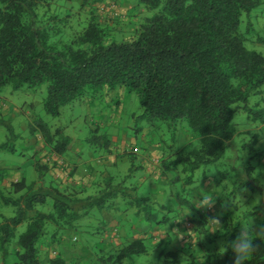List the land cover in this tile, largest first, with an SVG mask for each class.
Here are the masks:
<instances>
[{
  "label": "trees",
  "instance_id": "trees-1",
  "mask_svg": "<svg viewBox=\"0 0 264 264\" xmlns=\"http://www.w3.org/2000/svg\"><path fill=\"white\" fill-rule=\"evenodd\" d=\"M138 2L154 14L142 20L133 37L116 41L94 15L65 40L68 17L56 14L46 20L47 0H0V90L7 85L14 90L46 87L45 110L54 117L61 116L63 107L106 87L121 86L138 94L143 121L185 124L197 136L196 143L189 144L190 151L180 150L161 162L162 173H173L171 184L181 183L184 191L196 184L199 170L226 157L240 134L235 122L240 111L253 123L264 124V97L253 101V97L263 96L264 55L246 46L249 33L251 37L255 32L252 13L264 0ZM244 17L247 25L242 30ZM30 132L41 134L50 154L63 157L68 153L72 139L62 128L54 130L37 120L30 125ZM250 134L252 138L244 146L253 157L262 158L263 151L256 149L259 136L255 131ZM48 169L38 165L37 181H15L8 190L18 197L4 196L5 204L16 212L0 225V251L9 253L15 241V264H79L43 250L47 237L55 242L65 231L95 229L92 222L106 212L142 215L152 226L162 228L177 219L181 208L198 216L194 220L195 242L172 250L160 247L158 264H232L231 250L221 256V249L239 234L240 223L260 217L255 209L243 213L234 224L221 218L223 241L213 237L206 241L211 219L186 197L175 196L180 209L172 212L166 204L129 190L126 178L117 184L115 178L106 180L105 187L94 195H83L81 189H61L52 181L36 189L45 182ZM226 186L222 183L224 197L230 199L234 195ZM259 220L261 231L264 213ZM25 222L26 231L17 235ZM154 237L98 251L96 264H125L127 259L148 255ZM255 243L260 249L251 264H264V243Z\"/></svg>",
  "mask_w": 264,
  "mask_h": 264
},
{
  "label": "rangeland",
  "instance_id": "rangeland-1",
  "mask_svg": "<svg viewBox=\"0 0 264 264\" xmlns=\"http://www.w3.org/2000/svg\"><path fill=\"white\" fill-rule=\"evenodd\" d=\"M107 1L47 0L45 19L56 14L68 17L65 40H69L72 34L83 29L94 15L102 26L109 30L113 39L121 41L133 37L142 20L154 14L153 11H146L143 5L138 2L139 0ZM43 13H45L44 10ZM259 22L258 29L263 28L264 15ZM246 25L247 19L244 17L242 30L246 28ZM257 38H264V28L254 32L251 37L249 33L246 46L248 49L264 55V45L259 40L257 42ZM263 97L264 94L262 97H253V101L256 102ZM46 98V87L32 89L25 86L14 90L11 85H7L0 90V225L5 223L6 218L15 216V207L4 202V196L7 198L18 197L13 191L8 190L11 188V184L16 180L21 181L23 178L28 181V184L37 181V177L40 175L38 165H44L45 157L52 159L53 155L50 154V149L41 134L32 135L30 132V125L37 120L45 122L54 130L62 128L65 134L72 139L71 147L80 148L78 154L85 160L88 159L89 152L99 158L107 155L108 151L113 154L121 153L123 147L126 149L136 148L140 153L138 155L156 157L154 163L156 166L149 175H146L140 167L144 165L143 160L139 157L127 159L117 168H106L99 165L100 172H97L99 179L86 195L97 194L100 188L105 187L106 181L101 179V174L105 172L107 173L105 178H107L108 172L110 176H114L116 179L114 184L126 178L125 186L129 187V190H137L136 185H138L141 188V196L151 197L154 201H157L155 192L159 191L165 195L166 199L163 203L169 205L168 207H175V210L180 209L175 197L179 194L190 199L200 213L211 219L212 223L208 230V236L206 235V241L209 240V237L217 238L219 242L223 241V238H220L221 233L217 232L222 230L221 224L223 225V223H218L217 219L220 221L221 218L226 217L229 223L234 224L243 213L253 212L255 209L260 211V217L263 215L264 142L259 141L256 145V149L259 148L263 151V157L259 158L260 160L253 157L250 154V149L244 146V143H249L252 138L250 133H253L254 126L259 125L250 121L244 111H240L236 115L235 122L240 134L235 137L232 146L228 148L226 157L210 168L199 170L195 174L196 184L186 187L183 191L181 183L171 184L175 178L173 173L168 175L162 173L161 162L165 158L173 157L180 150L188 152L192 149L189 144L196 143L197 136L189 130L187 125L174 126L166 122L143 121L140 97L121 86L92 92L84 101H77L63 107L59 117L47 114L45 110ZM262 107L264 108V105ZM150 145H153L154 150L146 153L145 151L149 149ZM124 155H132V150L128 152L126 150ZM141 178L142 186L139 184ZM222 183L227 185L228 191H232L234 196L230 199H227L226 195L224 197ZM207 202H213L212 206L202 207L206 206ZM49 203L51 207L52 201ZM231 210L234 212L230 214ZM107 213L113 214V212ZM190 213L187 208H181L177 219L160 228L159 234L152 238V242L149 243L148 255L127 259L125 264H158L157 256L161 252L160 247L167 246L168 250H172L186 244H194V220L198 216ZM256 217H250L245 222L253 221L254 231L259 232L261 220H259L260 217H257L259 218L257 221ZM92 224L95 226L96 222H92ZM26 227V222L20 225L17 235L24 233ZM84 229L88 230V228ZM90 231H93V234L89 236ZM90 231L88 233L79 231L78 236L76 231L72 232L69 241L74 245L89 241L87 246L98 249L100 245L104 244L101 233L99 230L97 231V228ZM76 237H79L80 240H74ZM167 237L173 241L168 243ZM129 240L133 241V239ZM11 244L9 253L0 251V264L16 263L17 257L13 251L16 242L13 241ZM53 253L51 254L53 255ZM4 257H6V262L3 261Z\"/></svg>",
  "mask_w": 264,
  "mask_h": 264
},
{
  "label": "crops",
  "instance_id": "crops-1",
  "mask_svg": "<svg viewBox=\"0 0 264 264\" xmlns=\"http://www.w3.org/2000/svg\"><path fill=\"white\" fill-rule=\"evenodd\" d=\"M263 15L264 3L260 8L252 13L251 20L255 28V32L260 31L264 28L263 26V28L258 29V25L260 23L259 21H261ZM262 39L257 38V42L259 40L263 43L262 45H264V38ZM111 88L113 87H106L104 89L108 90ZM254 131L256 134H258L259 141L264 142V124L254 126L253 132ZM71 145L72 143L70 144L68 153L63 157H59L56 155H53L52 159L45 157V162H43V164L47 165L49 169L47 172V176L45 177V182H40V184H37L36 189L45 187L47 186V184L45 183H49L52 181L61 189H81V191H84V194H87L89 192L88 190L94 187L95 183L99 179V174L97 172H100V166L102 165L106 168H117L120 164L126 162L127 159L139 157L143 160L144 165L140 167L145 171L146 175L151 174V172H153L154 170V167L156 166L154 164L156 162L155 156L138 155L140 153H138L136 148L126 149L125 147H123L121 153L117 154H113L112 152L108 151L107 155L99 158L95 157L91 152H89L88 159L85 160L78 154L80 148H73L71 147ZM126 150L127 152L129 150H132V155H124ZM153 150V145H150L149 149L145 152H152ZM106 174V172L101 174V179H105L104 181H106V179L110 180L111 178H114V176H110L109 172L107 178H105ZM142 178L139 181L140 186L143 185V181H141ZM136 187L137 190H133L136 194L141 196V188L138 185H136ZM155 193L157 201L163 203V201L166 199L164 197L165 195L161 194L157 190ZM168 208L171 209L172 212L176 209L175 207ZM141 216H137L136 214H133V216H131L130 214L128 215L127 213L123 212H113V214L111 215H109L107 212L103 213L95 221L104 243L103 245H100L98 249H92L91 247L87 246L89 242L88 239L86 240V242L88 241L87 243H83L80 245L72 244V242L69 241V236L72 233L71 231H65L62 236L60 235L55 242L50 239L51 236L47 237L46 247L44 246L42 247V249H48L47 251H49L50 249L51 253L56 252L53 254H61L66 258L75 259L79 262V264H96V252L98 251L107 252L110 250H114L117 247L120 248L122 246L121 244L123 243L121 241L123 240L144 238L150 241L152 236H156L157 234H159L158 231L160 227L152 226L150 222H147V219L145 217ZM83 231H87L88 233V231L90 230ZM78 232H76V234ZM91 234H93V231L89 232V236ZM78 239L80 240L79 237H76L74 240Z\"/></svg>",
  "mask_w": 264,
  "mask_h": 264
},
{
  "label": "clouds",
  "instance_id": "clouds-1",
  "mask_svg": "<svg viewBox=\"0 0 264 264\" xmlns=\"http://www.w3.org/2000/svg\"><path fill=\"white\" fill-rule=\"evenodd\" d=\"M212 204L213 202H207L206 206L202 207H211ZM216 221L220 223L218 219ZM221 226L223 225L221 224ZM239 228V234L235 237V239L228 242L226 247L221 249L220 255L222 256L230 249L233 254L232 264H251V261L260 249V245H257L255 241L260 240L264 243V229L259 232L254 231L253 221L240 223ZM217 232L224 234L222 230Z\"/></svg>",
  "mask_w": 264,
  "mask_h": 264
}]
</instances>
